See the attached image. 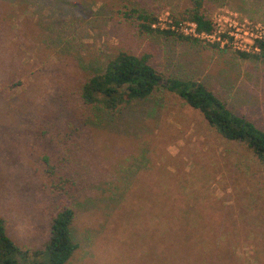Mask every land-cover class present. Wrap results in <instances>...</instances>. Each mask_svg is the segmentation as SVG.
I'll use <instances>...</instances> for the list:
<instances>
[{
    "label": "rangeland",
    "instance_id": "rangeland-1",
    "mask_svg": "<svg viewBox=\"0 0 264 264\" xmlns=\"http://www.w3.org/2000/svg\"><path fill=\"white\" fill-rule=\"evenodd\" d=\"M53 1L0 0V216L8 235L42 249L67 200L78 248L66 264H264V165L243 142L223 138L166 89L105 118L78 92L119 50L147 53L167 77L202 81L264 129V59L237 53L264 37V0H207L216 30L198 42L140 34L119 12L121 0ZM126 2L168 28L170 10L188 0ZM190 27L182 21L180 29ZM45 156L70 177V190L52 189Z\"/></svg>",
    "mask_w": 264,
    "mask_h": 264
},
{
    "label": "trees",
    "instance_id": "trees-1",
    "mask_svg": "<svg viewBox=\"0 0 264 264\" xmlns=\"http://www.w3.org/2000/svg\"><path fill=\"white\" fill-rule=\"evenodd\" d=\"M30 1L41 8L50 0ZM206 1L188 0L181 10H170L173 24H169L168 28L158 26L157 14L138 4L130 5L126 0L120 1L119 12L126 19L134 18L140 34L174 36L198 42L202 34L213 35L216 30L215 23L208 16ZM57 3L54 0L52 5ZM258 11L264 17V7L258 5ZM182 21L194 25V34L181 31ZM212 45L218 47L220 42L215 41ZM237 53L243 58L264 59V37L254 38L253 52L237 50ZM160 89L176 93L190 107L199 110L219 135L228 141L243 142L264 165V129L246 115L234 113L202 81L167 77L152 65L150 54L136 55L119 50L105 61L102 71H93L84 78L78 92L81 102L94 109L95 117L105 118L149 100ZM43 158L44 173L56 181L52 182V189L58 193L70 190V177L57 174L56 167L48 157ZM75 216L74 208L67 200H63L61 209L51 219L48 240L42 249L35 250L16 243L7 233V220L0 216V264H66L78 248L71 231Z\"/></svg>",
    "mask_w": 264,
    "mask_h": 264
},
{
    "label": "built area",
    "instance_id": "built-area-1",
    "mask_svg": "<svg viewBox=\"0 0 264 264\" xmlns=\"http://www.w3.org/2000/svg\"><path fill=\"white\" fill-rule=\"evenodd\" d=\"M189 24H191V27H190V33H193L194 34V25L192 24V23H189ZM182 31V30H181ZM185 33V32H184ZM211 36H213V35H207V34H202L201 35V38L202 37H206V38H208V37H211ZM256 37H258V36H256ZM234 44L236 45V42H234ZM237 48H240L239 46H236Z\"/></svg>",
    "mask_w": 264,
    "mask_h": 264
}]
</instances>
